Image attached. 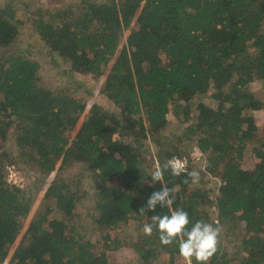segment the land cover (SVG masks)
<instances>
[{
  "label": "trees",
  "instance_id": "obj_1",
  "mask_svg": "<svg viewBox=\"0 0 264 264\" xmlns=\"http://www.w3.org/2000/svg\"><path fill=\"white\" fill-rule=\"evenodd\" d=\"M66 7L56 19L0 0V264H118L108 260L120 248L110 232L129 224V264H184L155 226L142 232L171 210L139 213L161 189L151 163L174 156L200 179L186 185V173L165 171L172 210L188 212L189 229L198 220L221 228L208 264H264V125L255 118L264 110V0ZM24 17L48 51L100 84L112 110L92 103L85 113V101L42 84L40 64L9 48L23 40ZM18 161L23 186L7 180ZM79 205L100 243L73 232Z\"/></svg>",
  "mask_w": 264,
  "mask_h": 264
},
{
  "label": "rangeland",
  "instance_id": "obj_2",
  "mask_svg": "<svg viewBox=\"0 0 264 264\" xmlns=\"http://www.w3.org/2000/svg\"><path fill=\"white\" fill-rule=\"evenodd\" d=\"M17 1L22 11H35L39 6L49 8L52 10L51 14L54 18L58 19V8L66 7L69 11L70 7L74 6L79 0H14ZM94 2H101L103 0H92ZM25 6V7H24ZM20 12V13H21ZM25 25L22 27V39L16 41L11 47L13 51L20 49L21 52L28 58L37 61L41 67V82L46 87L51 88H64L77 99H82L86 102L85 113L92 103H97L107 109L112 110V103L107 100L104 94L101 92L100 84L97 81L92 80L89 76L79 71L71 70L69 65L62 60L56 54L48 51V49L40 42L38 35L33 32V28L30 22L25 17ZM251 89L255 92H260L261 86L259 82L255 81L251 83ZM207 101V99H203ZM255 118L258 124L264 125V110L255 112ZM8 145L14 146L13 143ZM244 159L246 161L245 167H249L255 160L249 156V150L245 151ZM18 161L17 166H7V180L9 183L23 186L27 180V167ZM153 163H151L149 170H153ZM199 165V163H197ZM204 163L202 164L203 167ZM207 184L205 180L204 185ZM210 186L216 187L215 183H209ZM86 201V200H85ZM88 203V202H86ZM85 204V203H84ZM80 213L77 218L72 221L73 232L76 235L84 237V239L90 238L92 242L100 243L102 238L98 235L97 231L93 230L92 220L87 216L86 210L82 205L77 207ZM122 231H126L129 235L134 233L133 225L129 224ZM122 231L119 236H116V231L110 232L115 242L119 243L120 248L115 251H108L107 256L110 263L117 262L118 264H129L133 260L134 253L129 246L128 242H123L121 239ZM128 240V239H127ZM163 259L165 256L162 257ZM182 260V259H181Z\"/></svg>",
  "mask_w": 264,
  "mask_h": 264
},
{
  "label": "clouds",
  "instance_id": "obj_3",
  "mask_svg": "<svg viewBox=\"0 0 264 264\" xmlns=\"http://www.w3.org/2000/svg\"><path fill=\"white\" fill-rule=\"evenodd\" d=\"M170 171L173 176H180L186 173L184 184H196L199 182L200 173L193 169L187 171L185 162L177 157H172L163 165L156 162L150 173L152 184L161 183V189L154 191L147 200L144 207L139 209L140 214L146 210L155 212L157 205L167 208L170 215H153L152 223H146L142 227L145 236H151L155 226L161 245L171 246L174 242L178 244V254L184 264H208L211 257L217 252L218 237L221 231L219 224L215 226L204 220L196 221L189 229V214L183 209L172 210L174 198L171 196V189L164 183V173ZM152 186V185H150Z\"/></svg>",
  "mask_w": 264,
  "mask_h": 264
}]
</instances>
